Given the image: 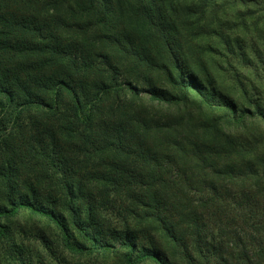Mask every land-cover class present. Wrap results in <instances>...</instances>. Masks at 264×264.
<instances>
[{
  "label": "trees",
  "instance_id": "obj_1",
  "mask_svg": "<svg viewBox=\"0 0 264 264\" xmlns=\"http://www.w3.org/2000/svg\"><path fill=\"white\" fill-rule=\"evenodd\" d=\"M246 17L264 0H0V264H264V106L211 66L258 74Z\"/></svg>",
  "mask_w": 264,
  "mask_h": 264
},
{
  "label": "rangeland",
  "instance_id": "obj_2",
  "mask_svg": "<svg viewBox=\"0 0 264 264\" xmlns=\"http://www.w3.org/2000/svg\"><path fill=\"white\" fill-rule=\"evenodd\" d=\"M249 8L250 6L246 8L240 7V9L239 7H237V9L230 8L227 11L228 15L226 19L230 20V16H233L235 14L241 15L242 13H247V10ZM246 18V27L249 29H243L244 25L241 21L242 26L239 25L238 27H235L234 30L236 31L235 33H237L236 36H238V34L239 36L243 35L246 39L247 44H250L252 46L251 51H249L251 55L250 58L252 61H254L258 74L256 75L253 66L242 67L240 65L238 66V63H233V65L238 70V74L239 72H242L239 77H235L233 75V69H231V66H228V61H224L222 56H218L216 54H213L211 57V66L215 72L214 77L217 80V84L222 88V90L224 92L237 96L241 104L251 108V106L253 107V105L251 103H247V100L241 97L242 89L243 91H248L249 94L252 95L253 99L259 100L260 103L264 106V21H259V19H256V17ZM255 22H258L259 28H256V25L255 27L253 26ZM209 41L211 42V44H213V42H218V40L216 41L215 38H211ZM21 222L23 224H27V226L30 227L32 224V219L26 215ZM39 227L44 228V225L40 223ZM46 229L47 232L51 231V229L47 227ZM29 232L35 233L33 228H30ZM29 232L26 236L23 237V241L25 243V246H27V249L31 253H33V256H36V252L42 250L40 247L41 244L39 240L35 239L32 236L34 234H30Z\"/></svg>",
  "mask_w": 264,
  "mask_h": 264
}]
</instances>
